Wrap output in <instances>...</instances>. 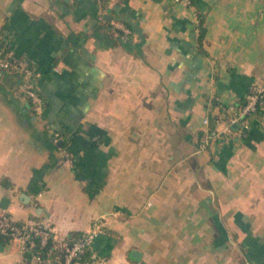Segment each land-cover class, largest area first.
Instances as JSON below:
<instances>
[{"label":"crops","instance_id":"0c3cea01","mask_svg":"<svg viewBox=\"0 0 264 264\" xmlns=\"http://www.w3.org/2000/svg\"><path fill=\"white\" fill-rule=\"evenodd\" d=\"M0 41L45 101L0 70V215L58 240L95 224L106 264H264V105L197 150L264 82V0H0Z\"/></svg>","mask_w":264,"mask_h":264},{"label":"built area","instance_id":"2783aa9c","mask_svg":"<svg viewBox=\"0 0 264 264\" xmlns=\"http://www.w3.org/2000/svg\"><path fill=\"white\" fill-rule=\"evenodd\" d=\"M107 2L108 0H104ZM173 2H189V0H172ZM126 31V29H123ZM0 70L10 71L22 75L24 93L29 100L32 112L41 115L45 101L38 92L37 80L39 73L21 60L13 57L4 45H0ZM264 105V82H254L245 96L242 105H219L215 116V124L223 123L224 128L216 131H207L204 139L198 144V151L206 148L212 138L217 137L222 142L227 138V132L236 125L235 132L242 137L249 130L250 118ZM203 123L209 124V119L204 118ZM52 142L58 144L64 135L60 130L48 127ZM68 157V151L59 146ZM97 225L72 239H57L49 226L37 221H28L23 224L16 223L9 216L0 215V240L16 242L23 255L20 262L0 264H106L103 256L94 249V240L98 234Z\"/></svg>","mask_w":264,"mask_h":264},{"label":"trees","instance_id":"16d2710c","mask_svg":"<svg viewBox=\"0 0 264 264\" xmlns=\"http://www.w3.org/2000/svg\"><path fill=\"white\" fill-rule=\"evenodd\" d=\"M191 1L192 0H189V3H191ZM200 31H201V33H199V36H198V40H199V43H200V41H201V37H202V28H200ZM0 45H2V42L0 41ZM247 92H248V90H247ZM245 102V98H242V99H240L238 102H237V104L235 105V106H238V105H242L243 103ZM217 114H214V115H210L209 117H208V119H209V124H210V128H211V130H213V127H214V125H215V116H216ZM261 115H262V109L261 110H259L258 112H257V115L255 116V119H253V121L254 120H256L257 118H259V117H261ZM249 124H250V127H251V123H250V121H249ZM250 127H249V130H250ZM233 128V127H232ZM210 130V131H211ZM248 130V131H249ZM248 131L246 132V133H248ZM245 133V134H246ZM244 136V135H243Z\"/></svg>","mask_w":264,"mask_h":264},{"label":"water","instance_id":"95a60500","mask_svg":"<svg viewBox=\"0 0 264 264\" xmlns=\"http://www.w3.org/2000/svg\"><path fill=\"white\" fill-rule=\"evenodd\" d=\"M232 127L233 128H236V125H232ZM59 144H62V142L60 141V143ZM2 249H3V247H2V244L0 243V251H2ZM137 252H135V251H133L132 253H131V257H137Z\"/></svg>","mask_w":264,"mask_h":264}]
</instances>
